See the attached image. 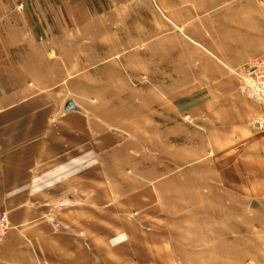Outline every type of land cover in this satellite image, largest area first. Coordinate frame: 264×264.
Returning <instances> with one entry per match:
<instances>
[{
	"label": "crops",
	"instance_id": "1",
	"mask_svg": "<svg viewBox=\"0 0 264 264\" xmlns=\"http://www.w3.org/2000/svg\"><path fill=\"white\" fill-rule=\"evenodd\" d=\"M262 54L264 0H0V264H264Z\"/></svg>",
	"mask_w": 264,
	"mask_h": 264
},
{
	"label": "built area",
	"instance_id": "2",
	"mask_svg": "<svg viewBox=\"0 0 264 264\" xmlns=\"http://www.w3.org/2000/svg\"><path fill=\"white\" fill-rule=\"evenodd\" d=\"M240 77L247 94L264 101V54L243 66ZM256 126L262 132L264 138V118L256 120ZM8 228L7 214L0 213V242L7 233Z\"/></svg>",
	"mask_w": 264,
	"mask_h": 264
},
{
	"label": "rangeland",
	"instance_id": "3",
	"mask_svg": "<svg viewBox=\"0 0 264 264\" xmlns=\"http://www.w3.org/2000/svg\"><path fill=\"white\" fill-rule=\"evenodd\" d=\"M101 23H104V24H106L107 22H101ZM137 48H139V45L137 46ZM118 59V58H117ZM133 64H137V65H139V62L138 61H133ZM148 78H149V75H148V73L146 72H142V73H137V77L135 76H133V83L135 84V85H140L141 83V81H143V82H147V80H148ZM251 264V263H250Z\"/></svg>",
	"mask_w": 264,
	"mask_h": 264
}]
</instances>
